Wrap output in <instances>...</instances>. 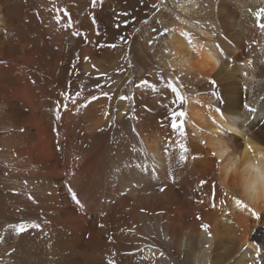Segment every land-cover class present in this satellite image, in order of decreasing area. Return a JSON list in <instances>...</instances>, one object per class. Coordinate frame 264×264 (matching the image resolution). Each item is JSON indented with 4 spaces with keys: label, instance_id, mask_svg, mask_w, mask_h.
Returning a JSON list of instances; mask_svg holds the SVG:
<instances>
[{
    "label": "bare ground",
    "instance_id": "1",
    "mask_svg": "<svg viewBox=\"0 0 264 264\" xmlns=\"http://www.w3.org/2000/svg\"><path fill=\"white\" fill-rule=\"evenodd\" d=\"M135 3L0 0V264L255 257L264 211L241 209L221 188L211 147L240 145L236 132L264 143V32L254 15L264 0H177L166 13L171 24L157 62L175 71L182 109L167 83L137 87L145 80L134 85L128 76L131 34L120 46L112 30ZM107 10L115 15L99 23ZM178 55L190 56L191 67L179 71ZM99 75L106 90L85 86ZM78 91L75 104L61 95ZM169 109L185 113L183 163ZM21 221L41 228L16 234L9 226Z\"/></svg>",
    "mask_w": 264,
    "mask_h": 264
},
{
    "label": "rangeland",
    "instance_id": "2",
    "mask_svg": "<svg viewBox=\"0 0 264 264\" xmlns=\"http://www.w3.org/2000/svg\"><path fill=\"white\" fill-rule=\"evenodd\" d=\"M135 2V5H131L130 9L124 11L123 14L121 13L122 15H124L125 18L122 21L118 22L117 27L112 30V32H114L112 33V36H116L119 37V39H122L119 40L117 43V45L120 46H122L121 44L125 43L127 33L131 34L128 40L127 47V51L129 49L130 53H126L125 55L127 64L129 62L128 76L134 77V85L138 84L140 80L152 81L153 83H155L154 85L167 83V81L171 80L177 85V87L180 88V91L183 94L181 86L177 84L174 80L173 75L175 71H173L172 69H167L166 66L157 62V55L159 53L158 51L162 49L163 41L168 33V31L165 32L164 29L168 28L169 30L171 24V22L166 16V13L171 14V12H173V8L176 6L177 0H135ZM113 15H115L114 10H107L104 16H97L96 18H98L99 23H102L104 17L106 18V16L108 17ZM97 25L99 26V28L101 27L100 24ZM152 33L153 35H151ZM107 37L108 36H106L105 38L107 39ZM161 39H163V41ZM104 48L105 44L104 46H102V49ZM120 69H122V65H120ZM79 74L80 69H78L76 72V75ZM99 76L100 78L102 77L101 75ZM101 84L103 85V87H99V85ZM108 85L105 84L102 78L101 80L95 81L93 77H91L89 81L85 84L87 88H97L98 90H106V87ZM116 100L117 99L115 98L114 101ZM262 100V102L264 103V98ZM261 106L264 110V106ZM260 226V241L263 240L259 244L260 257L258 258L256 255H254L255 257L252 256L253 258L250 259L249 264H257V260H259V264H264V218H262V223L260 224Z\"/></svg>",
    "mask_w": 264,
    "mask_h": 264
},
{
    "label": "clouds",
    "instance_id": "3",
    "mask_svg": "<svg viewBox=\"0 0 264 264\" xmlns=\"http://www.w3.org/2000/svg\"><path fill=\"white\" fill-rule=\"evenodd\" d=\"M175 67L179 71L190 68L191 57L178 55ZM235 134L241 136L240 145L220 140L211 147L217 183L248 206L264 211V143L250 134Z\"/></svg>",
    "mask_w": 264,
    "mask_h": 264
},
{
    "label": "snow or ice",
    "instance_id": "4",
    "mask_svg": "<svg viewBox=\"0 0 264 264\" xmlns=\"http://www.w3.org/2000/svg\"><path fill=\"white\" fill-rule=\"evenodd\" d=\"M65 15H67V13H65ZM254 15L256 18V26L262 32H264V23L261 22V17L264 16V8H259L258 10H256ZM55 19L57 20V22H59V20H60L59 15H57L55 17ZM164 31L167 32L168 29H164ZM188 43H189V45H191L193 51H197L196 45L192 44L191 39L188 40ZM113 47H114V45H113ZM200 47L202 48V47H204V45L201 44ZM84 59L87 60L88 58L85 57ZM140 86L153 87V85L149 84L148 81H146V80L141 81L140 84L137 85V87H140ZM167 87L171 90L172 93L175 94V101L173 103L178 104L182 109L183 104L186 102V97L181 93L180 88L177 87V85L174 82H172L171 80L167 81ZM61 95L63 96L64 100L67 101V100L71 99L72 103L75 104L76 103V97H79L81 95V93L78 91L75 93L74 96H69V94L65 92V93H61ZM102 95L107 97L108 93L105 92V93H102ZM109 98H111V97H109ZM97 99H98V97H96V96L91 97L92 101H95ZM121 99H127V97H121ZM88 102L89 101H86L85 105H82V106H86ZM64 107L67 108V104H65ZM244 107L246 109H248L250 112L255 111V109L250 108L248 104H245ZM184 116H185V113L182 110L177 111V110L169 109L168 117L170 118V121H171L170 128L172 129V131L177 136V139L175 141L174 146L176 148H178V150H179V160L182 163L186 162L187 154L189 152V147L185 143V129H184L183 120H182V118ZM55 118L57 120H59L61 118L59 111H56ZM161 123L163 124V120L161 121ZM167 152H168V149L165 148V153L167 154ZM205 183L206 182L204 180L200 181L201 185H204ZM160 190L163 191L164 189L161 188ZM69 191L70 192L72 191L71 188L69 189ZM29 198H31V197H29ZM72 199L75 201V203L77 205L80 204V201L77 199L75 193H72ZM233 200L235 201L236 205L238 207H240L241 209H248L249 211H252V209H250L247 204H245L243 201L239 200L236 196H233ZM253 215H256V213L254 211H253ZM9 227L12 228L16 234H20V233H24V232L28 231L29 229H40L41 225L39 223H36V222L21 221L20 223H17L15 225H10ZM201 227L203 229H205L206 231L209 228V226L207 224H202ZM209 235H211V233H209ZM256 255L258 258L260 257L259 247H257ZM160 256H164V253L161 252ZM109 264H114V262L109 261ZM257 264H259V260H257Z\"/></svg>",
    "mask_w": 264,
    "mask_h": 264
}]
</instances>
